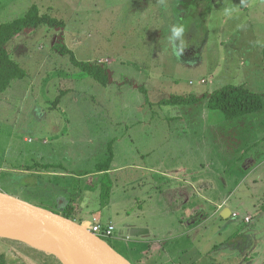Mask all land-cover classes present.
<instances>
[{"label": "rangeland", "instance_id": "obj_1", "mask_svg": "<svg viewBox=\"0 0 264 264\" xmlns=\"http://www.w3.org/2000/svg\"><path fill=\"white\" fill-rule=\"evenodd\" d=\"M180 1L0 0V25L23 17L34 6L65 23L59 28L27 29L7 44L11 57L26 71V76L0 91L2 192L61 213L59 203L68 199L65 188L69 191L76 184L70 183L69 187L62 183L58 190L50 188L34 166L57 163L70 172H95L96 165H103L115 153L118 158L114 164L118 166L147 159L157 168H178L182 162H193L195 156L181 154L185 145L178 143L180 138L169 128L170 124L161 125L160 119H172L180 109L169 105L156 108L154 104L151 113L146 103L175 95L201 96L227 85L246 84L248 89L264 94V0ZM181 26L184 31L177 37L173 28ZM64 47L81 62L105 67L110 83L103 86L74 66L70 55L61 52ZM144 88L149 91L147 95ZM204 105L193 113H200L202 120L213 123L211 137L222 138L213 148L215 152L220 148L224 151L233 178L242 172L240 168L251 155L261 154L259 161L264 160V109L233 120L238 125L233 126L219 125L231 121H224L220 112L209 111ZM143 119H153L152 135L138 139L151 140V147L156 149L137 160L126 154L127 149L139 145L124 137L125 124ZM218 126L226 127L225 131H219ZM198 135L205 137L208 133L204 129ZM117 137L122 141L120 148ZM239 147L242 149L235 155L238 157L240 152V157L234 160L233 152ZM124 148L125 154L117 153ZM116 177L117 184L110 176H103L102 180L97 177L105 185V195L109 194L108 187L111 191L117 187L115 193H120L128 175ZM92 178V182L97 179ZM243 180L229 205L233 211L239 210L242 217L248 214L261 218L264 165ZM82 186L89 207L82 208L81 217L91 219L97 215L103 218V224L112 222L119 229L123 215L116 219L104 216L106 209L101 207L100 193ZM80 218L75 221L79 223ZM206 223H199L201 228L195 232L196 243L192 242L190 251L198 255L196 264H223L226 261L214 257L212 251L214 246L226 244L227 228L220 220ZM236 225L247 226L239 220L231 224ZM105 241L137 264L122 240ZM0 257L7 264H63L49 252L34 250L10 238L0 239ZM155 261L165 264L158 255Z\"/></svg>", "mask_w": 264, "mask_h": 264}, {"label": "crops", "instance_id": "obj_2", "mask_svg": "<svg viewBox=\"0 0 264 264\" xmlns=\"http://www.w3.org/2000/svg\"><path fill=\"white\" fill-rule=\"evenodd\" d=\"M177 7L179 8L180 5ZM261 51L264 63L263 49ZM261 82L264 84V77ZM143 90L147 95L149 91L145 88ZM204 95L206 94L195 96L203 97ZM161 101L163 100L146 103L151 113L154 104L156 108L168 106L161 104ZM204 103V107L207 106L206 108L210 111L208 98L191 105H169L179 107L180 111L172 119H160L161 125L170 124L169 128L174 129L180 138L178 143L185 145V150L181 154L190 153L193 157L195 156L193 162H182L178 168L170 169L166 166L157 168L152 166L154 163H150L147 159L141 160L156 149L151 147V140L145 141L147 138H143L142 142L138 139L152 135L153 119H143L126 123L124 132V137L128 136L130 141H136L139 145L127 149L126 154L136 156L137 160H141L140 163L115 165L118 154L114 153L109 158L108 171L100 172L101 164L96 165L95 172L78 173L70 172L67 170L68 168L57 163H46L52 165L51 168L48 171L36 168L37 174L43 178L42 181L49 182L50 188L54 186L56 190L62 187V183L69 187L70 183L73 186L76 184L72 189L70 187L69 191L64 187L65 194L68 195L65 197L68 199L59 203V209L63 213L67 201L71 202V215H74V221L76 217H81L82 208L89 207L87 196L82 191V185L89 190L95 188V191L100 193V203L103 204L101 207L106 209L102 212L104 216L116 219L123 215L121 221L118 222L120 227L117 229L112 222L103 224V218L97 215L92 216L91 219L82 216L79 223L86 226L92 223L112 225L115 228L113 238L122 240L128 245L127 252L137 264H157L155 261L157 255L160 261L165 264H196L198 255H194L190 251L193 250L192 242L196 243L195 232L201 228L199 223L207 222L206 224H208L215 220H220L222 226L227 228L225 231L228 232H226V244L220 248L214 246L212 251L214 257H222L226 261L223 264H228V261L233 264H264V204L259 207L262 215L258 219H254L248 214L242 217L239 210L233 211L229 205L232 195L242 188L245 181L243 179L261 169L264 160L259 161L261 154L251 155L249 161H246L240 168L242 172L237 173V176L234 175L235 178H233L230 172L232 166L230 167L229 162L226 161L224 151L220 148L218 152H215L213 148L215 142L218 146L220 144L218 139H222L211 137L213 123L211 124L209 120L207 122L202 120L199 116L200 113H193L195 108L197 111L198 108L202 110L201 107ZM226 123L229 124L232 121L219 125H227ZM232 125L238 126L234 123ZM204 129L208 136L200 137L198 133ZM225 129L226 127L218 126L219 131H225ZM184 136L188 138L184 139ZM116 142L117 148H120L122 141L119 137L116 138ZM241 147L234 150V160L240 157V152L237 157L235 151H240ZM125 149L117 151V153L125 154ZM134 157L132 159H135ZM232 158L231 156L228 160L232 161ZM107 161L103 166L107 164ZM118 174L128 175L127 179L123 181L121 192L115 193L117 187H114L108 195H105V185L101 182L103 176H110L114 184H117L116 175ZM92 177H100L101 180L97 178L92 182L91 180L94 179ZM240 179L242 180L240 181ZM83 181L84 184L81 185ZM239 181L240 184H238ZM61 195L64 196V193ZM56 198L58 202L59 196L56 195ZM236 202L240 205L238 201ZM238 220L247 226L244 228L237 225L231 226ZM184 227L186 228L184 229ZM132 229H144L147 230V234L132 237L130 234ZM116 230L120 231L119 234ZM178 240H182L184 243L179 244ZM128 261L133 264L129 259Z\"/></svg>", "mask_w": 264, "mask_h": 264}, {"label": "trees", "instance_id": "obj_3", "mask_svg": "<svg viewBox=\"0 0 264 264\" xmlns=\"http://www.w3.org/2000/svg\"><path fill=\"white\" fill-rule=\"evenodd\" d=\"M64 22L56 17L40 12L39 8L34 6L23 17L12 20L11 22L0 25V91H6L14 80L23 79L26 76V71L16 62L7 50V44L17 35L23 33L27 29H38L42 26L49 28H59L64 26ZM63 54L70 55V60L74 66L80 68L97 82L103 86L110 83V75L108 70L99 65L91 64L89 62H81L77 60L76 56L71 50L62 48ZM264 59V49H263ZM208 98V106L212 111H218L222 114L224 121H233L247 115L261 112L264 109V94L254 92L246 87V85H227L219 90L206 94L203 97L195 95L188 96H173L161 101L163 105H191L201 102ZM109 159L107 164L102 165L100 172L109 170ZM52 165L44 164L34 166L48 171ZM109 192L111 190L108 187ZM108 192V193H109ZM264 210V208H263ZM72 207L71 202L67 201L64 207L62 216L74 220L71 216ZM56 213V212H55ZM0 264H7L2 257H0Z\"/></svg>", "mask_w": 264, "mask_h": 264}, {"label": "water", "instance_id": "obj_4", "mask_svg": "<svg viewBox=\"0 0 264 264\" xmlns=\"http://www.w3.org/2000/svg\"><path fill=\"white\" fill-rule=\"evenodd\" d=\"M16 224L46 229L58 240L61 253L45 248L50 244L44 245L30 238L10 237V239L49 252L63 264H131L104 239L91 233L86 225L0 192V226L19 227ZM130 234L132 237L141 236L147 234V230L132 229ZM46 242L51 243V241Z\"/></svg>", "mask_w": 264, "mask_h": 264}, {"label": "bare ground", "instance_id": "obj_5", "mask_svg": "<svg viewBox=\"0 0 264 264\" xmlns=\"http://www.w3.org/2000/svg\"><path fill=\"white\" fill-rule=\"evenodd\" d=\"M16 225L19 227H14V226L1 227L0 226V239L10 238V237L30 238L32 240L39 241L43 243L44 245L50 244L49 247H45V248L51 249L52 251H55L57 253H61L60 247L57 244L58 240L55 237H53L46 229H43L41 227L21 226L19 224H16ZM46 241H51V243H48ZM30 248L34 250H39L31 246Z\"/></svg>", "mask_w": 264, "mask_h": 264}, {"label": "built area", "instance_id": "obj_6", "mask_svg": "<svg viewBox=\"0 0 264 264\" xmlns=\"http://www.w3.org/2000/svg\"><path fill=\"white\" fill-rule=\"evenodd\" d=\"M1 186H0V192H1ZM89 231L93 233L94 235L105 239V238H113L115 235V228L112 225H103L101 223H92L87 226Z\"/></svg>", "mask_w": 264, "mask_h": 264}, {"label": "clouds", "instance_id": "obj_7", "mask_svg": "<svg viewBox=\"0 0 264 264\" xmlns=\"http://www.w3.org/2000/svg\"><path fill=\"white\" fill-rule=\"evenodd\" d=\"M184 31V28L181 26V27H175L173 28V32L174 34L179 37ZM2 192V191H1ZM105 240V239H104Z\"/></svg>", "mask_w": 264, "mask_h": 264}]
</instances>
